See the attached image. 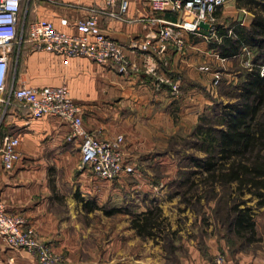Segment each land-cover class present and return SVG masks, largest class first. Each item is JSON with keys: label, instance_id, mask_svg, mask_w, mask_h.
<instances>
[{"label": "crops", "instance_id": "obj_1", "mask_svg": "<svg viewBox=\"0 0 264 264\" xmlns=\"http://www.w3.org/2000/svg\"><path fill=\"white\" fill-rule=\"evenodd\" d=\"M60 1L63 4H37L32 10L36 18L31 20L46 19L58 30L77 33L75 22L87 16V11L83 8L95 7L115 12L118 9V0L109 8L104 6L102 0ZM217 15L222 20L241 25H247L251 18L249 12L236 6V0H227L219 8ZM154 16L174 20L177 14L164 11ZM152 17L148 0H128L122 20L101 16L97 19V24L106 37L121 46L130 63L140 66L143 53L135 49L134 45L142 42L148 32L155 30L156 25L147 21ZM61 18H66L68 25H60ZM203 40L187 34L182 54L170 47L161 55L150 53L156 74L163 78L167 76L178 83L179 93L176 97L171 96L166 84L157 86V80L142 71L128 70L125 74H119L111 65L94 63L82 57L68 58L48 52H36L30 50L28 45L23 46L18 57L15 85L67 86L73 101L82 107L84 128L91 132L97 131L100 138L121 134L124 138V159L134 166L138 156L154 148L155 142L160 138L173 134L177 125L196 123L204 105L201 93L203 75L198 70L197 63L203 56L214 58L215 54L208 47H204L203 51ZM13 72L11 65L9 85ZM11 117L19 127L20 133L15 137L20 141V158L11 170H4L0 157V202L5 204L8 213L22 217L26 225L43 238L55 241L56 246V241H59L60 248L57 246L54 251L61 250L59 218L50 208L51 191L44 178L47 171L39 158L52 153L59 157V167L67 164L71 166L68 162L71 155L69 142L66 140L69 125L57 117L33 119L28 112L26 116L12 112ZM173 117L178 123H172ZM171 127L175 128L174 132L167 131ZM7 137L11 136H0L1 139ZM76 142L80 161V143L78 140ZM68 170L71 171L72 168L68 167ZM87 172H82L79 176V190L82 193H90L96 189L95 178L90 171ZM76 197L79 196L76 195L72 202L76 200L82 206V202ZM179 208L182 210L184 207L179 205ZM201 213L207 215L204 209ZM201 213L196 216L186 209L173 212L169 217L172 220L177 215V219L184 222L186 235L191 233L189 223L192 219L195 220V236H183L180 239L186 254L179 258L181 263L215 264L216 259L220 258L219 264H264V246L253 248L262 240L264 206L253 212L257 241L231 250L217 234V225L210 218L205 219V222L210 223L208 226L200 223ZM183 228L178 233H182ZM0 264H37V261L22 249L9 248L0 235Z\"/></svg>", "mask_w": 264, "mask_h": 264}, {"label": "rangeland", "instance_id": "obj_2", "mask_svg": "<svg viewBox=\"0 0 264 264\" xmlns=\"http://www.w3.org/2000/svg\"><path fill=\"white\" fill-rule=\"evenodd\" d=\"M24 11L21 17L25 22L36 18L34 12L29 11L25 14ZM228 23V20H222L216 15V26ZM203 41V51H205L204 47L207 48L210 42ZM249 59L250 55L246 49H243L236 58L224 61L216 59L215 54L214 58L203 56L197 67L207 68L206 71H202L201 93L204 105L196 123L177 125L175 132L173 131L175 128L171 127L167 131H173V134L166 135L164 139L160 138L155 142L154 148L138 156L132 173L112 181L93 179L96 189L90 193L87 191L82 193L79 190V176L82 172H88L80 164L76 140L67 141L71 154L68 162L71 166L67 164L59 167V157L52 153L39 158L47 171L44 178L51 191L50 208L59 218L58 224L61 229L58 235L61 238V250L54 251V248L59 247V241H56L58 243L56 246L53 240L42 236L41 239L68 264H184L179 260L186 255L180 239L183 236L187 238L195 236V220L192 219L189 223L191 233L186 235L184 222L177 219V215H174L172 220L169 217L173 212L186 209L196 216L201 212L198 211L196 204L186 205L182 199V193L186 190V184L182 183L185 178L184 173L193 170L189 158L203 156V153L197 149L196 136L191 134L201 116L205 117L211 126H219V112L223 106L235 101L243 71L251 66ZM214 72L218 76L215 84L212 82ZM12 112L26 116L28 110L19 101L8 98L6 93L0 94V136H18L20 133L18 125L11 117ZM172 123H178L177 120L175 122V117ZM68 167L72 170L69 171ZM196 179L197 176H193V180ZM76 195L86 201H94L100 209L86 212L76 200L72 202ZM248 196L245 194L244 198ZM254 202L253 198L247 202L252 212L258 210L254 207ZM200 203L207 214L206 217L214 223L211 216L214 201L201 200ZM150 205L160 208L165 223L173 227L171 229L169 226V229L175 231V234H166V238L154 240L141 239L134 234L129 227V215L143 212ZM179 205L184 208L180 210ZM112 208L126 210L129 214L122 212L110 216L103 214V211ZM200 223L207 226L210 224L205 222L202 213ZM182 228V233H178ZM216 231L218 235L222 234L219 226ZM261 238V242L254 245V249L264 246V232H261Z\"/></svg>", "mask_w": 264, "mask_h": 264}, {"label": "built area", "instance_id": "obj_3", "mask_svg": "<svg viewBox=\"0 0 264 264\" xmlns=\"http://www.w3.org/2000/svg\"><path fill=\"white\" fill-rule=\"evenodd\" d=\"M117 0H102L106 8ZM227 0H148L153 14L147 19L156 28L147 33L144 40L134 48L143 53L140 66L130 63L119 44L106 37L99 29L97 19L101 16L122 20L128 0H118L117 11L95 7L83 8L87 16L75 22L77 33L58 30L46 19L32 20L28 23L21 17L27 13L29 5L40 3L63 4L60 0H0V94L6 93L27 107L28 115L33 119L57 117L67 122L69 133L67 141L80 143V164L91 172L97 180L112 181L133 172V166L126 162L122 151L124 138L121 134L100 138L98 132L87 131L83 126L82 107L71 98L67 86L29 87L15 85V71L18 57L24 45L36 52H48L68 58H86L98 64L111 65L119 74L128 70L142 71L154 77L159 84H166L171 96L179 93L175 80L156 74L152 55H161L169 47L182 54L185 48V35L201 37L207 42L217 41L215 35L216 15ZM74 7V6H73ZM77 7V6H76ZM168 11L177 14L174 20L155 17ZM23 18V19H22ZM60 25H68L66 18L59 20ZM206 24L202 29L199 24ZM151 53V54H150ZM15 58V60H14ZM215 58L221 61L225 59ZM14 60V61H13ZM249 65V63H246ZM14 72L11 84H8L10 67ZM264 65L260 72H263ZM198 70L207 68L199 66ZM217 73H212V82H217ZM8 100V99H7ZM18 137L0 138V157L4 170H11L20 158ZM0 235L11 249H22L35 258L37 264H68L48 246L41 236L25 220L6 211L0 202ZM221 262L217 258L215 264ZM80 264V263H79Z\"/></svg>", "mask_w": 264, "mask_h": 264}, {"label": "trees", "instance_id": "obj_4", "mask_svg": "<svg viewBox=\"0 0 264 264\" xmlns=\"http://www.w3.org/2000/svg\"><path fill=\"white\" fill-rule=\"evenodd\" d=\"M236 6L251 14L249 23L216 26L218 40L208 48L225 60L246 49L251 66L243 71L235 101L219 112V126H211L205 117L198 118L191 136H196L203 156L189 158L193 170L185 172L182 181L186 184L182 193L186 205L194 203L202 212L201 200L214 201L211 216L230 250L257 241L254 214L247 202L253 198L256 209L264 206V69L260 72L264 65V0H236ZM32 10L29 5L27 13ZM77 199L86 212L100 209L94 201ZM120 212L129 214L120 208L103 214ZM129 217L130 229L141 239H164L166 234L176 233L169 229L156 205ZM202 217L207 218L204 213Z\"/></svg>", "mask_w": 264, "mask_h": 264}, {"label": "water", "instance_id": "obj_5", "mask_svg": "<svg viewBox=\"0 0 264 264\" xmlns=\"http://www.w3.org/2000/svg\"><path fill=\"white\" fill-rule=\"evenodd\" d=\"M199 26H200L202 29H206V24L200 23Z\"/></svg>", "mask_w": 264, "mask_h": 264}]
</instances>
